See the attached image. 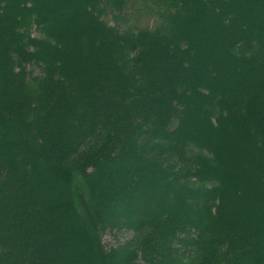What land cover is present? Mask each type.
I'll use <instances>...</instances> for the list:
<instances>
[{
  "label": "trees",
  "instance_id": "1",
  "mask_svg": "<svg viewBox=\"0 0 264 264\" xmlns=\"http://www.w3.org/2000/svg\"><path fill=\"white\" fill-rule=\"evenodd\" d=\"M45 1L0 0V264H264V0H84L62 43Z\"/></svg>",
  "mask_w": 264,
  "mask_h": 264
},
{
  "label": "rangeland",
  "instance_id": "2",
  "mask_svg": "<svg viewBox=\"0 0 264 264\" xmlns=\"http://www.w3.org/2000/svg\"><path fill=\"white\" fill-rule=\"evenodd\" d=\"M84 0H56V2H54L53 5H51V3L53 2V0H46L43 5L46 7H49L47 10V19L49 21V24L51 23V25L55 26L56 28L59 29V34L60 36L58 37V40L60 43H62V37L64 36H75L77 33H80L81 31H83V29H85L86 27V23H87V19L84 18L83 20H79V18H76L73 16V9H75L78 13V11H80L81 8V4ZM133 12V9L131 10H126L123 14H122V18L124 20L122 21H118L116 23H114L111 19H113L114 14L117 15L116 13H114L113 15H108L107 20H109L110 24H117L119 25V27L124 28L126 26H130V25H137V26H151L152 24V19H150L147 15H141L135 22L131 21V19L129 18L130 13ZM120 18V17H119ZM32 34L34 36H36V32L33 29L32 30ZM21 41V40H20ZM4 44H6L8 47H18L21 43L19 42V40L15 39V36L10 35V34H6V36H4L3 38H0V46H1V50L5 51L6 47L4 46ZM9 54V53H8ZM4 55V53H3ZM58 57L60 58V55H58ZM3 59V56H2ZM4 60V59H3ZM5 61V60H4ZM0 61V86L3 87V83H4V77L6 74L5 73V62ZM7 81V80H6ZM19 92L18 88H15V90H13L12 94L16 97L17 93ZM8 95L6 94H2L0 92V103L2 105L7 104L8 101ZM9 104V103H8ZM1 113V110H0ZM12 133L13 130L12 129H5L4 127H0V134H4V133ZM1 143V142H0ZM1 145V144H0ZM2 147V146H1ZM34 150H39L38 148H36L35 146H32ZM43 157V158H42ZM37 156V161L33 162V164H31V167L36 166L39 163V166L41 167V171L42 172H46L47 167L45 165L44 162V156ZM20 156L18 157H13L12 162L13 164H19L20 162ZM1 160V159H0ZM5 174V177L8 176L9 174V170L5 169V171L3 172ZM75 187V186H73ZM71 196L74 195L71 191H69ZM76 192V191H75ZM71 196H69L68 198H72ZM75 198L78 200L79 197L78 195L75 196ZM92 205L91 207L96 210L97 209V204L94 201V197H92ZM89 206V205H88ZM89 208V207H88ZM100 208L102 210H105V204H103V202L100 205ZM85 209L87 210V206H85ZM87 213V212H86ZM132 237V232L126 229H114V230H107L105 233H103L102 236V244L107 248H115L118 245H121L125 242H127L129 239H131Z\"/></svg>",
  "mask_w": 264,
  "mask_h": 264
}]
</instances>
